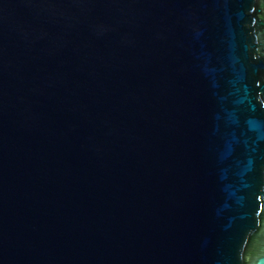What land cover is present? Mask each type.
I'll use <instances>...</instances> for the list:
<instances>
[{
  "label": "water",
  "instance_id": "water-1",
  "mask_svg": "<svg viewBox=\"0 0 264 264\" xmlns=\"http://www.w3.org/2000/svg\"><path fill=\"white\" fill-rule=\"evenodd\" d=\"M0 264H264V0H0Z\"/></svg>",
  "mask_w": 264,
  "mask_h": 264
}]
</instances>
